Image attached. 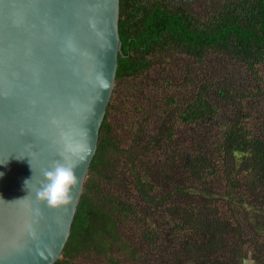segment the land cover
I'll use <instances>...</instances> for the list:
<instances>
[{"label": "trees", "instance_id": "obj_1", "mask_svg": "<svg viewBox=\"0 0 264 264\" xmlns=\"http://www.w3.org/2000/svg\"><path fill=\"white\" fill-rule=\"evenodd\" d=\"M119 34L115 88L55 264H242L246 248L264 264V0H120ZM223 60L250 90L213 76ZM149 83L167 92L150 96Z\"/></svg>", "mask_w": 264, "mask_h": 264}, {"label": "water", "instance_id": "obj_2", "mask_svg": "<svg viewBox=\"0 0 264 264\" xmlns=\"http://www.w3.org/2000/svg\"><path fill=\"white\" fill-rule=\"evenodd\" d=\"M119 19L120 0H0V264L61 258L115 88ZM69 37L75 53L66 51ZM61 133L73 148L91 146L76 169L74 200L30 208L17 200L27 195L24 181L33 176L34 190L43 169L70 155ZM249 253L242 264H256Z\"/></svg>", "mask_w": 264, "mask_h": 264}, {"label": "clouds", "instance_id": "obj_3", "mask_svg": "<svg viewBox=\"0 0 264 264\" xmlns=\"http://www.w3.org/2000/svg\"><path fill=\"white\" fill-rule=\"evenodd\" d=\"M66 51L69 53H75L77 51L74 40L71 37L66 40ZM99 87L101 89H108L110 82L107 78L101 77L99 78ZM53 124H57V121L53 120ZM61 138L65 142L66 153H70V155L62 154L61 158L53 162L49 168L43 169V179L39 187L34 190L29 187L33 176L24 181L27 195L17 200H28L27 206L30 208L33 203L37 205L46 204L50 208H59L71 204L74 200L75 189L80 182V178L76 174V169L80 163L87 159V155L91 154V146L79 144L73 148L68 145L67 136L64 133H61ZM2 175L3 173H0V176Z\"/></svg>", "mask_w": 264, "mask_h": 264}, {"label": "rangeland", "instance_id": "obj_4", "mask_svg": "<svg viewBox=\"0 0 264 264\" xmlns=\"http://www.w3.org/2000/svg\"><path fill=\"white\" fill-rule=\"evenodd\" d=\"M218 63H219V65L217 67H214L213 69H211L214 77H216V78L225 77L226 82H228L232 86H236L242 90L243 89H246V90L251 89V87H252L251 86L252 81H250L251 76H249L244 70L239 69L238 64L236 65L235 63L229 62L227 60H223V61H220ZM209 66H211V64ZM192 69H193V72L195 73V75L197 76L195 86H199V83L202 82L203 78L206 76V75L204 77L202 76L204 69L201 67H193ZM128 86H130V89L128 90L130 92V96H132L134 100H137V96L140 95V93H141V88L137 87L136 85H133V83H129ZM125 89H126V87H125ZM145 89H147V92L150 96H154V95L161 96L167 92L166 90H163V88L159 85H155L152 88L150 83L147 84ZM189 92H190V94H193L192 89H188L187 90L188 97L190 96ZM254 108L256 110L261 109V108H256V105H254ZM249 111H251V110H249ZM252 111H254V114H253V119H254V118H256V113L258 116L259 112H255V110H253V109H252ZM256 123L257 124L259 123L258 119L256 120ZM117 172L119 175L122 172V168L120 167L117 170ZM110 174L112 176H114V179H116V181H117L115 173H110ZM228 241L230 242V246L225 248L223 250V252L220 253V255H223V257H225L227 254H229L230 249H232V245H231L232 241H230V240H228ZM245 250H248L250 252L249 256H248L249 260L256 261V264H257V260L254 258L253 250L249 249V248H246ZM81 263L82 264H101V261L95 255H87V256H84L82 258ZM102 264H108V263H102Z\"/></svg>", "mask_w": 264, "mask_h": 264}, {"label": "snow or ice", "instance_id": "obj_5", "mask_svg": "<svg viewBox=\"0 0 264 264\" xmlns=\"http://www.w3.org/2000/svg\"><path fill=\"white\" fill-rule=\"evenodd\" d=\"M7 160H0V163H5Z\"/></svg>", "mask_w": 264, "mask_h": 264}]
</instances>
